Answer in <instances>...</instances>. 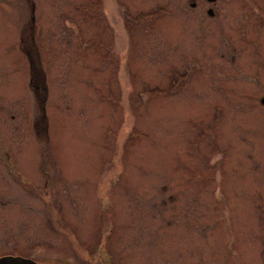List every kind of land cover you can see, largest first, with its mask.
Listing matches in <instances>:
<instances>
[{"label":"rangeland","instance_id":"rangeland-1","mask_svg":"<svg viewBox=\"0 0 264 264\" xmlns=\"http://www.w3.org/2000/svg\"><path fill=\"white\" fill-rule=\"evenodd\" d=\"M191 1L0 0V255L264 264V0Z\"/></svg>","mask_w":264,"mask_h":264},{"label":"flooded vegetation","instance_id":"flooded-vegetation-1","mask_svg":"<svg viewBox=\"0 0 264 264\" xmlns=\"http://www.w3.org/2000/svg\"><path fill=\"white\" fill-rule=\"evenodd\" d=\"M200 4L201 5L203 4L206 7V14L208 16L210 15V17H213L216 14V10L213 7L216 6L217 0H214L212 2H207L206 0H200ZM190 7L196 8V3L193 0L190 2ZM256 54L258 55L252 65L251 77H252V81L257 82L258 84L257 86L259 90L261 89V92L259 96H257V98L252 96L251 102L253 106L257 105L259 108H264V102L262 101L264 99V58L259 56L258 50L256 51ZM240 76H241V82L243 84V80L245 79V74L241 72ZM259 82L262 83V85ZM261 86H263V88H261ZM240 93H241L240 94L241 106L243 107L245 102L244 97L246 95L245 88L243 85L240 86ZM11 119H13V116L11 117ZM5 178H7L6 181L4 180ZM3 181H5V183L8 185L10 184L9 187L12 191L17 190L16 184L18 183V171L15 168V161L13 158L9 159L7 154L5 155L3 152H0V207L1 208L4 205V199H3L4 197L2 194ZM15 193L16 192H12L13 197ZM6 255L13 256V254L7 253L0 255V257ZM76 261L79 262V259L78 258L75 259V262ZM100 262L101 260H99V263Z\"/></svg>","mask_w":264,"mask_h":264},{"label":"water","instance_id":"water-1","mask_svg":"<svg viewBox=\"0 0 264 264\" xmlns=\"http://www.w3.org/2000/svg\"><path fill=\"white\" fill-rule=\"evenodd\" d=\"M206 1L212 2L214 0H206ZM262 101L264 102V99ZM0 264H37V263L29 258L7 255L0 257Z\"/></svg>","mask_w":264,"mask_h":264},{"label":"trees","instance_id":"trees-1","mask_svg":"<svg viewBox=\"0 0 264 264\" xmlns=\"http://www.w3.org/2000/svg\"><path fill=\"white\" fill-rule=\"evenodd\" d=\"M36 87H37L36 83L33 82V84H32L33 91H36V89H35ZM37 99L40 102V99L38 96H37Z\"/></svg>","mask_w":264,"mask_h":264}]
</instances>
